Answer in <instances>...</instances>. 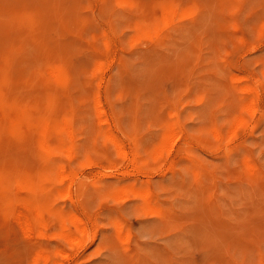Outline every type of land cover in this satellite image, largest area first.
<instances>
[{
  "label": "rangeland",
  "instance_id": "obj_1",
  "mask_svg": "<svg viewBox=\"0 0 264 264\" xmlns=\"http://www.w3.org/2000/svg\"><path fill=\"white\" fill-rule=\"evenodd\" d=\"M2 1L0 36L4 37L3 30L9 40L0 38L5 43L4 48L0 43V62L5 60L4 71L0 68L1 107L22 106L32 120L41 116L59 120L64 115L62 120L71 119L69 132L61 136L49 132L37 140L40 134L34 125H10L0 107V150H7L0 152L6 157H0L4 159L0 180L8 182H4L8 187L1 186L9 196L0 205V231L5 232H0V264H264V0ZM21 7L24 12L27 8L26 14ZM33 13L39 26L35 21V27L31 25ZM28 16L31 20H24ZM17 27L24 43L16 34L20 31H14ZM33 31L31 37L39 35L36 39L30 38ZM12 37L15 42L20 38L18 45ZM42 39L48 41L45 48ZM39 43L44 46L39 48ZM53 69L61 72L60 79H54ZM55 108L61 109V116ZM170 128L174 133L167 131ZM56 135L65 140L63 145ZM166 138L171 143H165ZM41 139L56 149L45 152ZM8 153L14 163L8 161ZM19 153L25 156L20 158ZM28 159L36 164L30 174L24 173H29ZM40 163L50 170L41 167L42 172L37 168ZM62 170L65 175L59 173ZM24 175L40 184L34 192L22 187ZM25 198L42 206L39 215L24 209ZM35 216H39L35 225H26Z\"/></svg>",
  "mask_w": 264,
  "mask_h": 264
},
{
  "label": "bare ground",
  "instance_id": "obj_2",
  "mask_svg": "<svg viewBox=\"0 0 264 264\" xmlns=\"http://www.w3.org/2000/svg\"><path fill=\"white\" fill-rule=\"evenodd\" d=\"M0 1H2V0H0ZM16 1H17V0H16ZM23 1H24V0H23ZM100 1H102V0H100ZM154 1H155V0H154ZM160 1H161V0H160ZM196 1H197V0H196ZM198 1L200 2L201 0H198ZM220 1H222V0H220ZM225 1H226V0H225ZM228 1H229V0H228ZM2 2H3V1H2ZM18 2L21 3L19 0H18ZM103 2H104V0H103ZM152 2H153V1H152ZM156 2H157V1H156ZM170 2H171V1H170ZM189 2H190V1H189ZM191 2H192V0H191ZM194 2H195V1H194ZM223 2H224V1H223ZM23 3H24V2H23ZM195 3H196V2H195ZM1 4H2V3H1ZM30 4H31L30 6L32 7L33 4H32V3H30ZM162 4H163V3H162ZM201 4H202V3H201ZM18 5L22 6V5H24V4H18ZM18 5H16V6L18 7ZM159 5H160V2H159ZM172 5H173V4H172ZM194 5H195V4H194ZM202 5H203V4H202ZM204 5H205V4H204ZM204 5H203V6H204ZM3 6H4V5H3ZM13 6H14V5H13ZM157 6H158V5H157ZM170 6H171V5H170ZM179 6H180V5H179ZM189 6H190V5H189ZM198 6H199V5H198ZM203 6H202V7H203ZM10 7H11V6H10ZM10 7H9V8H10ZM23 7L25 8V6H23ZM160 7H161V6H160ZM162 7H163V6H162ZM192 7H193V6H192ZM200 7H201V6H200ZM7 8H8V7H7ZM11 8H13V7H11ZM11 8H10V9H11ZM21 8H22V7H21ZM21 8H20V10H21ZM24 8H22V12H24ZM179 8H180V7H179ZM197 8H198V7H197ZM14 9H16V8H14ZM18 9H19V8H18ZM31 9H32V8H31ZM191 9H192V8H191ZM201 9H203V8H200L199 10H201ZM1 10H2V9H1ZM16 10H17V9H16ZM157 10H160V9H157ZM177 10H178V9H177ZM180 10H181V9H180ZM192 10H193V9H192ZM195 10H197L196 7H195ZM3 11H4V7H3ZM26 11H27V8L25 9V12H24L25 14L27 13ZM166 11H167V10H166ZM170 11H171V10H170ZM170 11H168V12L170 13ZM181 11H182V10H181ZM183 11H184V10H183ZM32 12H34V11H32ZM157 12H158V11H157ZM159 12H160V11H159ZM159 12H158V13H159ZM176 12H177V11H176ZM188 12H189V11H187V13H188ZM190 12H191V11H190ZM194 12H195V11H194ZM194 12H193V13H194ZM201 12H202V11H201ZM5 13H7V12H5ZM158 13H157V14H158ZM163 13H164V12H163ZM166 13H167V12H165V14H166ZM169 13H167V14H169ZM187 13H186V14H187ZM193 13H192V14H193ZM7 14H8V13H7ZM34 14H35V13H33V16H34ZM152 14H153V12H152ZM170 14H172V13H170ZM173 14H174V13H173ZM176 14H177V13H175V15H176ZM190 14H191V13H190ZM192 14H191L190 16H192ZM159 15H160V14H159ZM175 15H174V16H175ZM188 15H189V14H188ZM33 16H32V17H33ZM35 16H37V15H35ZM35 16H34V18H32L33 20L31 21V25H33V23H34V21H35V20H34V19L36 18ZM152 16H153V15H152ZM28 17H29V16H28ZM155 17H156V16H155ZM171 17H172V16H171ZM177 17H178V16H177ZM145 18H146V17H145ZM28 19L31 20L30 17H29V18L26 17L24 20L27 21ZM148 19H149V18H148ZM156 19H157V18H156ZM20 20H21V19H20ZM30 20L28 21V24H29ZM142 20H143V19H142ZM142 20H141V22H142ZM151 20H152V18H151ZM165 20H167V19H165ZM173 20H174V19H173ZM36 21H39V20H36ZM36 21H35V23H36ZM146 21H147V18H146ZM146 21H144V22H146ZM148 21L150 22V20H148ZM174 21H175V20H174ZM202 21H203V20H202ZM32 22H33V23H32ZM157 22H158V21H157ZM167 22H168V21H167ZM167 22H166V24H165L164 26H167V27H168ZM170 22H171V20H170ZM152 23H153V22H152ZM174 23H175V22H174ZM25 24H26V23H25ZM25 24H24V25H25ZM28 24H26L27 27H28ZM36 24H37V26H39V23H36ZM36 24H34V25H36ZM42 24H43V23H42ZM142 24H143V23H142ZM142 24H141V25H142ZM147 24H148V22H147ZM157 24H158V23H157ZM0 25H2V24H0ZM29 25H30V24H29ZM31 25H30L28 28L32 27ZM34 25H33V26H34ZM40 25H41V24H40ZM149 25H150V24H149ZM149 25H148V26H149ZM152 25H153V24H152ZM2 26H3V25H2ZM37 26H36V27H37ZM142 26H143V25H142ZM150 26H151V25H150ZM154 26H155V25H154ZM3 27H4V26H3ZM6 27H7V29H8V25H7ZM6 27H5V28H6ZM27 27H26V28H27ZM34 27H35V26H34ZM34 27H33V28H34ZM44 27H45V26L43 25V28H44ZM137 27H138V25H137ZM139 27H140V26H139ZM139 27H138V30H139ZM144 27H145V26H144ZM37 28H39V27H37ZM37 28H36V29H37ZM43 28H42V29H43ZM45 28H46L47 31H49V30H48L49 26H48V28H47V27H45ZM150 28H151V27H150ZM153 28H155V27L152 26V29H153ZM10 29H11V28H10ZM15 29H16V27H15ZM23 29H24V28H23ZM40 29H41V28H40ZM40 29H37V30H40ZM142 29H143V28H142ZM158 29H159V28H158ZM17 30H18V31H17ZM17 30H14V31H16V32H19V31H20V29H19L18 27H17ZM28 30H29V29H28ZM28 30H27V31H28ZM46 30H45V31H46ZM50 30H51V28H50ZM63 30H64V29H63ZM143 30H144V29H143ZM146 30H147V29H146ZM146 30L143 31V32L146 33ZM150 30H151V29H150ZM161 30H162V29H161ZM7 31L10 32V30H7ZM52 31H54V30H52ZM65 31H66V30H65ZM1 32H3V35H4V37H5L6 34H7V32H5L6 34L4 33L3 30H2ZM50 32H51V31H50ZM56 32H57V31H56ZM71 32H72V31H71ZM76 32L78 33L77 30L75 31V33H76ZM87 32H88V30H87ZM90 32H92V31H90ZM90 32H89V35H90ZM139 32H140V31H139ZM143 32H142V33H143ZM147 32H148V30H147ZM152 32H153V31H152ZM21 33H23L22 30L19 32V34H18V33H16V34L19 35V36H21V35H20ZM33 33H34V31H33V32H30V38H33V36L31 37V34L33 35ZM46 33H47V32H46ZM82 33H83V32H82ZM157 33H159V31H158ZM9 34H10V33H9ZM36 34H37V33H36ZM44 34H45V33H44ZM73 34H74V32H73ZM99 34H100V33H98L97 35H99ZM102 34H103V33H102ZM102 34H101L100 36H102ZM140 34H141V32H140ZM0 35H2V34H0ZM22 35H23V34H22ZM28 35H29V33H28ZM42 35H43V33H42ZM42 35H41V36H42ZM71 35H72V34H71ZM83 35H85V33H84ZM91 35H93V34H91ZM97 35H96V36H97ZM147 35H148V34H147ZM160 35H161V34H160ZM160 35H159V36H160ZM8 36H9V35H8ZM14 36L16 37V35H14ZM37 36H39V35H37ZM37 36H35V38H33V39H36ZM45 36H47V35L45 34ZM75 36H76V35H75ZM145 36H146V35H145ZM157 36H158V35H157ZM1 37H3V36H0V38H1ZM4 37H3L2 39H3V40H7V39H4ZM9 37H10V36H9ZM49 37H51V36H49ZM78 37H79V36H78ZM90 37H91V36H90ZM97 37H98V36H97ZM151 37H152V36H151ZM151 37H150V38H151ZM153 37H154V36H153ZM20 38H21V39H20ZM20 38H19L20 40L17 39V42H15V38L13 39V37H12V39L14 40V42H15L17 45H18V40H19L21 43H24L23 41H21V40H23L22 38H24V35L21 36ZM43 38H44V37H43ZM47 38H48V37H47ZM71 38H73V37H71ZM92 38H93V36H92ZM99 38H100V37H99ZM102 38H103V37H102ZM102 38H101V40H102ZM2 39H1V40H2ZM53 39H54V38H53ZM56 39H57V38H56ZM73 39H74V38H73ZM78 39H79V38H78ZM86 39H88V38H86ZM89 39H90V38H89ZM103 39H104V38H103ZM3 40H2V41H3ZM8 40H9V39H8ZM8 40H7V41H8ZM42 40H45V39H42ZM48 40H49V39H48ZM74 40H75V39H74ZM76 40H77V38H76ZM92 40H93V39H92ZM96 40H97V39L95 38V41H96ZM101 40H100V41H101ZM2 41H1L0 43H1V45L3 46V48H4L5 45H3L4 42L2 43ZM11 41H12V40H10L9 42L12 43L13 41H12V42H11ZM24 41H25V39H24ZM49 41H50V40H49ZM52 41H53V40H51L50 42H52ZM54 41H55V40H54ZM88 41H89V40H88ZM9 42H8V44H9ZM14 42H13V43H14ZM28 42H29V41H28V39H27V44H26V42H25L26 46L29 44ZM34 42H35V41H34ZM47 42H48V41H46V40H45V42L42 41V44L45 43V44H44L45 46L42 45V44H41V46H44V48H45ZM91 42H93V41H91ZM15 43H14V44H15ZM21 43H20V44H21ZM52 43H53V42H52ZM94 43H95V42H94ZM4 44H5V43H4ZM14 44H13V45H14ZM16 44H15V45H16ZM47 44H48V43H47ZM89 44H90V42H89ZM30 45H31V44H29V46H30ZM53 45L55 46L54 43L52 44V46H53ZM82 45H83V44H82ZM93 45H95V44H92V46H93ZM2 46H1V47H2ZM22 46H23V45H22ZM33 46H36V44L33 45ZM39 46H40V43H39ZM41 46H40L39 48H41ZM92 46H91V47H92ZM1 47H0V48H1ZM93 47H94V46H93ZM96 47H97V46H96ZM25 48H27V47H25ZM29 48H30V47H29ZM29 48H28V49H29ZM1 49H2V48H1ZM28 49H27V50H28ZM33 49H34V48H33ZM46 49H47V48H46ZM55 49H56V47H55ZM59 49H60V48H59ZM59 49H57V50H59ZM5 50H6V49H5ZM47 50H48V49H47ZM49 50H51V48H49ZM70 50H71V49H70ZM97 50H98V49H97ZM10 51H11V50H10ZM10 51H8V52H10ZM39 51H40V50H39ZM41 51H43V50H41ZM44 52H45V51H44ZM46 52H47V51H46ZM70 52H71V51H70ZM2 53H4V52H2ZM11 53L14 54V53H17V52L14 51V53H13V51H12V52H10V54H11ZM48 53L50 54L51 51H48ZM55 53H57L56 50H55ZM71 53H72V52H71ZM184 53H185V52H184ZM184 53H183V55H184ZM10 54H8L9 57H10ZM12 54H11V55H12ZM17 54H18V53H17ZM44 54H45V53H44ZM52 54H53V53H52ZM57 54H58V53H57ZM57 54H54V55H57ZM4 55H5V53H4ZM24 55H25V54H24ZM24 55H23V56H24ZM50 55H51V54H50ZM2 56H3V55H2ZM8 56H7V54H6V57H7V59L9 60ZM45 56H46V54H45ZM57 56H59V55H57ZM71 56H72V55H71ZM180 56H181V55H180ZM184 56H185V55H184ZM15 57H16V55H14V58H15ZM18 57H19V56H18ZM21 57H22V56H21ZM25 57H26V56H25ZM42 57H43V55H42ZM48 57L51 58L50 56H48ZM4 58H5V56H4ZM12 58H13V56L10 57V59H12ZM26 58H27V57H26ZM28 58H31V57H28ZM52 58H54V57L52 56ZM52 58H51V59H52ZM0 59H1V53H0ZM24 59H25V58H24ZM54 59H55V58H54ZM54 59L52 60V63H53ZM56 59H57V58H56ZM56 59H55V60H56ZM8 60H7V61H8ZM12 60H13V62L16 61L15 59H12ZM19 60H20V57H19L18 61H19ZM21 60H22V59H21ZM21 60H20V63L22 64V61H21ZM35 60H36V59H35ZM39 60H40V59H39ZM1 61H4L3 63L5 64V60H3V58H2ZM28 61H29V60H28ZM30 61H31V60H30ZM10 62H11V60H10ZM25 62H27V61L25 60ZM31 62H32V61H31ZM31 62H30V63H31ZM0 63H1V64H0V68H1V66L3 67L4 64H3L2 62H0ZM8 63H9V62H6V64H7V68H8ZM14 63H15V62H14ZM23 63H24V62H23ZM93 63H94V62H93ZM96 63H97V62H96ZM2 64H3V65H2ZM11 64H12V62H11ZM24 64H26V63H24ZM24 64H23L22 67H24ZM9 65H10V64H9ZM16 65H17V63H16ZM16 65H15V67H16ZM27 65H28V63L26 64V66H27ZM31 65H32V64H31ZM31 65H30V66H31ZM37 65H39V64H37ZM93 65H95V64H93ZM99 65H100V64H99ZM10 66H11V65H10ZM13 66H14V64H13ZM97 66H98V65H97ZM183 66H184V65H183ZM4 67H5V66H4ZM22 67H21V68H22ZM37 67H39V66H37ZM29 68H30V67H29ZM39 68H41V67H39ZM1 69L4 71L5 68H1ZM8 69H9V68H8ZM10 69H11V68H10ZM10 69H9V70H10ZM12 69H13V67H12ZM12 69H11V70H12ZM26 69H27V67H26ZM30 69H31V68H30ZM9 70H7L6 72L9 73ZM14 70H15V69H13V71H10V72H15ZM24 70H25V68H24ZM93 70H94V69H93ZM30 71H31V70H30ZM33 71H34V74H36V73H35V70H33ZM0 72H1L0 74L3 75V74H2L3 72H2L1 70H0ZM28 72H29V71H27V73H28ZM51 72H52L53 75L55 76L54 79H57V78H59V77L61 76V72L58 71V70L53 69V70H51ZM4 73H5V72H4ZM7 73H5V75H6ZM15 73H16V72H15ZM17 73H19V72H17ZM20 73H21V72H20ZM27 73H26V75H28ZM29 73H30V72H29ZM174 73H175V72H174ZM11 75H12V74H11ZM13 75H14V74H13ZM15 75H16V74H15ZM36 75H37V74H36ZM41 75H42V74H41ZM43 75H44V74H43ZM165 75H166V74H165ZM18 76H20V75H18ZM54 76H53V77H54ZM1 77H2V76H1ZM3 77H4V76H3ZM9 77H10V75H9ZM9 77L7 76V78H9ZM15 77H16V76H15ZM27 77H28V76H27ZM27 77H26V78H27ZM35 77H36V76H35ZM49 77H50V76H49ZM61 77H62V76H61ZM79 77H80V76H79ZM23 78L25 79V77H23ZM23 78H22V79H23ZM81 78H82V77H81ZM81 78H80V79H81ZM91 78H92V77H91ZM14 79H15V78H14ZM42 79H43V77H42ZM50 79H51V78H50ZM59 79H60V78H59ZM77 79H78V77H77ZM82 79H83V78H82ZM86 79H87V78H86ZM12 80H13V79H12ZM51 80H52V79H51ZM57 80H58V79H57ZM70 80H71V79H70ZM0 81H1V80H0ZM3 81H4V80H3ZM46 81H47V80H46ZM49 81H50V80H49ZM60 81L63 82L62 79H61ZM60 81H59V82H60ZM68 81H69V80H68ZM71 81H73V80H71ZM71 81H70V82H71ZM34 82H35V81H34ZM84 82H86V80H85ZM87 82H88V80H87ZM87 82H86V84H87ZM10 83H11V82H10ZM35 83H36V82H35ZM56 83H57V82H56ZM67 83H68V82H67ZM72 83H73V82H72ZM80 83L82 84V81H80ZM59 84H60V83H59ZM63 84H65V83H63ZM1 85H2V83H1ZM11 85L13 86V84H11ZM14 85H15V84H14ZM30 85H31V84H30ZM47 85H50V84H47ZM65 85H66V84H65ZM65 85H64V86H65ZM72 85L74 86V84H72ZM79 85H80V84H79ZM87 85H92V84L89 83V84H87ZM87 85H86V86H87ZM33 86H34V84H33ZM33 86H32V88H33ZM67 86H69V85H66V87H67ZM73 86H71V84H70V90H71V91H72L71 87H73ZM77 86H78V85H77ZM80 86H81V85H80ZM80 86H79V87H80ZM58 87H59V86H58ZM88 87H91V86H88ZM0 88H1V87H0ZM32 88L30 87V89H32ZM63 88H64V87H63ZM77 88H78V87H77ZM80 88H83V87H80ZM84 88L87 89L85 86H84ZM84 88H83V89H84ZM17 89H18V88H17ZM30 89H29V90H30ZM39 89H41V88L39 87ZM65 89H66V88H65ZM85 89H84V90H85ZM88 89H89V88H88ZM91 89H92V87H91ZM91 89H90V90H91ZM26 90H27V89H26ZM29 90H28V91H29ZM33 90H34V89H33ZM33 90H32V91H33ZM77 90H79V89H77ZM90 90H89V91H90ZM28 91H27V93H28ZM52 91H53V90H52ZM92 91H93V90H92ZM245 91H246V90H245ZM21 92H22V91H21ZM33 92H34V91H33ZM35 92H36V91H35ZM80 92H81V94H82V92H85V91L80 90ZM13 93H15V92H13ZM37 93H40V92H37ZM41 93H42V92H41ZM45 93H46V92H45ZM53 93H54V92H53ZM56 93H57V92H56ZM72 93H74V92H72ZM25 94H26V93H25ZM50 94H52V93H50ZM66 94H67V93H65L64 95L66 96ZM20 95H21V94H20ZM44 95H45V94H44ZM61 95H62V94H61ZM72 95H74V94H72ZM72 95H71V96H72ZM86 95H87V94H86ZM13 96H14V95H13ZM49 96H50V95H49ZM76 96H77V95H76ZM9 97H11V96H9ZM16 97H17V96H16ZM32 97H33V96H32ZM37 97H39V96H37ZM41 97H42V96H41ZM52 97H53V96H52ZM52 97H51V98H52ZM54 97H55V96H54ZM59 97H60V96H59ZM66 97H67V96H66ZM72 97L74 98V96H72ZM83 97H84V96H83ZM83 97H82V98H83ZM98 97H99V96H98ZM43 98H44V97H43ZM51 98H50V101H52ZM60 98H61V97H60ZM70 98H71V97H70ZM87 98H88V96L86 97V99H87ZM12 99H13V98H12ZM12 99H10V100H12ZM24 99H25V98H24ZM33 99H35V98H33ZM45 99H46V97H45ZM61 99H62V98H61ZM76 99L80 101V99H78V97H77ZM83 99H85V97H84ZM83 99H82V100H83ZM88 99H89V98H88ZM13 100H14V99H13ZM25 100H26V99H25ZM56 100H57V99H56ZM74 100H75V98H74ZM77 100H75V101H77ZM27 101H29V99H27ZM27 101H25V103H27ZM31 101H32V100H31ZM35 101H36V100H35ZM41 101H42V98H41ZM47 101H48V100H47ZM54 101H55V100H53V102H54ZM63 101H64V100H63ZM72 101H73V99H72ZM72 101H71V102H72ZM251 101H252V100H251ZM16 102H17V101H16ZM44 102H45V101H44ZM12 103H13V102H12ZM12 103L10 102V104H12ZM23 103H24V102H23ZM54 103H55V102H54ZM58 103H59V102H58ZM73 103H74V101H73ZM2 104H3V103H2ZM8 104H9V103H8ZM39 104H40V103H39ZM45 104H47V103H45ZM49 104H50V102L48 103V105H49ZM64 104H65V103L62 104V108H63V105H64ZM56 105H58L57 107L59 108V104H56ZM56 105H55V107H56ZM73 105H74V104H72V106H73ZM75 105H76V104H75ZM78 105H80V104H78ZM85 105H86V104H85ZM96 105H97V104H96ZM10 106H12V105H10ZM41 106H42V105H41ZM41 106H40V108H41ZM53 106H54V105H53ZM100 106H101V105H100ZM234 106H235V105H234ZM0 107H1V105H0ZM31 107H32V105H31ZM45 107H46V106H45ZM57 107H56V108H57ZM1 108L3 109L2 115L5 117V120H6L10 125H15V124H17V123H23V124H26V125H28V126H29V125H34V126H35L34 129H37V131H38L39 134L41 135V136H40V135H36L37 137H39V138L35 137V138H37V140H39L40 137H41V138L44 137V135H47V133H49V132H51V133L53 132V133H56L58 136H61V134H62L63 131H65V130H68V132L70 131V130H69V125H70L69 122H70V119H71V118H70V116H69V120H68V121H67V120H65V121L62 120V119L64 118V116H65V115H64V112H62L64 116L61 117L62 119L59 118V120L56 119V116H55V118L46 117V116H41V117H39V118H37V119H35V120H32V119L28 116V113H31V112H28L25 108H22V106H21L20 108L13 107V106H12V107H4V106H2ZM51 108H52V110H53V107H51ZM56 108H55V110H56ZM60 108H61V107H60ZM62 108H61V109H62ZM73 108H74V106H73ZM80 108H82V107H80ZM100 108H101V107H100ZM29 109H30V108H29ZM61 109H60L59 111L56 110V112L58 111V114H59V112L61 111ZM77 109H78V107H77ZM85 109H86V107H85ZM85 109H83V110L85 111ZM101 109H102V108H101ZM33 110H34V109H33ZM79 110L81 111L82 109H79ZM86 110H87V109H86ZM99 110H100V109H99ZM39 111H40V110H39ZM97 111H98V110H97ZM237 111H238V110H237ZM251 111H253V110H251ZM35 112L37 113V111H34V113H35ZM53 112H54V110H53ZM73 112H75V111L73 110ZM81 112H82V111H81ZM103 112H104V109H103ZM34 113H33V114H34ZM54 113H55V112H54ZM98 113H99V112H98ZM60 114H61V113H60ZM60 114H59V115H60ZM76 114H78V111L76 112ZM42 115H43V114H42ZM53 115H54V114H53ZM100 115H101V114H100ZM236 115H237V114H236ZM236 115H235V116H236ZM60 116H61V115H60ZM67 116H68V115H67ZM72 116H74V115H72ZM58 117H59V116H58ZM58 117H57V118H58ZM75 117H76V116H75ZM75 117H74L73 120H75L76 118H78V116H77L76 118H75ZM79 117H80V116H79ZM167 117H168V116H167ZM236 117H237V116H236ZM100 118H102V115L100 116ZM163 118H164V117H163ZM163 118H162V119H163ZM243 118H244V117H243ZM60 119H61V121H60ZM80 119H81V118H80ZM78 120H79V119H78ZM100 120H101V119H100ZM171 120H172V118H171ZM171 120H170V121H171ZM232 120H233V119H232ZM238 120H239V119H238ZM242 120H243V119H242ZM75 121H76V120H75ZM103 121H104V120H103ZM173 121H174V120H173ZM240 121H241V119L239 120V122H240ZM71 122H72V120H71ZM165 122H166V121H165ZM167 122L169 123V121H167ZM176 122H177V121H176ZM243 122H244V121H243ZM72 123H73V122H72ZM74 123H77V122H74ZM162 123H163V122H162ZM171 123H172V122H171ZM171 123H170V124H171ZM239 124H240V123H239ZM78 125L80 126V123H78ZM95 125H96V124H95ZM99 125H100V124H99ZM164 125H166V124L164 123ZM240 125H241V124H240ZM73 126H74V124H73ZM75 126H76V125H75ZM166 126H167V125H166ZM80 127H81V126H80ZM162 127H163V126H162ZM167 127H168V126H167ZM173 127H174V125H173ZM81 128H82V127H81ZM174 128H175V127H174ZM233 128H236V127L234 126ZM12 129H13V128H12ZM74 129H75V128H74ZM95 129L97 130L96 126H95ZM163 129H167V128H165V126H164ZM163 129H162V130H163ZM168 129H169V128H168ZM170 129H171V130H167V131H169V132L171 131L170 133H174V132H172V128H170ZM72 130H73V129H72ZM101 130H102V128H101ZM101 130H100V134H101L102 131H103V130H102V131H101ZM20 131H21V129H20ZM34 131L37 133L36 130H34ZM73 131H74V130H73ZM73 131H72V132H73ZM75 131H76V129H75ZM167 131H166V133H167ZM175 131H176V130H175ZM231 131H232V130H231ZM17 132H18V131H17ZM163 132H164V131H162V133H163ZM29 133H30V132H29ZM29 133H27V135H28ZM36 133H35V134H36ZM70 133H71V132H70ZM77 133H78V132H77ZM77 133H76L75 135H77ZM94 133H95V131H94ZM97 133H98V132H97ZM97 133H96V134H97ZM104 133H106V132H104ZM231 133H232V132H231ZM2 134H3V133H2ZM72 134H73V133H72ZM175 134H176V133H175ZM232 134H234V132H233ZM11 135H12V134H11ZM15 135H17V134H15ZM21 135H23V133H21ZM27 135H24V136L27 137ZM51 135H54V134H51ZM57 135H56V139L58 138ZM68 135H69V134H68ZM68 135H67V136H68ZM75 135H72V136H75ZM103 135H104V134H103ZM107 135H108V134H106V136H107ZM161 135H162V134H161ZM165 135L167 136V134H165ZM2 136H4V134H3ZM6 136H7V135H6ZM17 136H18V135H17ZM30 136H31V133H30V135L28 136L29 139H30ZM72 136H70V139H71ZM98 136H101V135H97L96 137H98ZM25 137H24V138H25ZM28 137H27V138H28ZM33 137H34V136H33ZM49 137H52V136H48V140L50 139ZM54 137H55V136H53L52 139H54ZM163 137L165 138L164 135H163ZM170 137H171V136H170ZM170 137L167 136V138H170ZM172 137H175V135H173ZM0 138H1V137H0ZM8 138H9V137H8ZM10 138H11V137H10ZM27 138H25V140H26ZM45 138H46V137H45ZM45 138H44V139H45ZM63 138H64V137H63ZM75 138H76V137H75ZM108 138H111V137L109 136ZM167 138H166V140H165V143L167 142ZM2 139H3V137L0 139V141H1ZM5 139H6V138H5ZM5 139H4V141H2L3 145H4V142H6ZM11 139H12V138H11ZM11 139H9V140H11ZM15 139H16V138H15ZM21 139H22V138H21ZM31 139H32V138H31ZM68 139H69V138H68ZM68 139H66V140L68 141ZM106 139H107V138H106ZM113 139H114V138H113ZM18 140H19V139H18ZM22 140H23V139H22ZM25 140H24V141H25ZM73 140H74V139H73ZM102 140L104 141V139H102ZM110 140H112V139H110ZM163 140H164V139H163ZM31 141H32V140H31ZM35 141H36V139H35ZM40 141H41V143H42V144H41V147L39 146L40 148H42V149H43L45 152H47V153H48V151H52L51 149H53V148H50V147H49L50 145H47L46 142H45L44 140H42V139H41ZM51 141H52V140H51ZM64 141H65V140H64ZM64 141L62 140L61 137H59L58 140H57L58 144H62V142H63V144H64V143H65ZM160 141H161V145H160V147H161L162 144H163V143H162V142H163V141H162V136H161ZM171 141H172V140H171ZM27 142H28V141H26V143H27ZM36 142H37V141H36ZM113 142L115 143L114 140H113ZM168 142H170V141L168 140ZM168 142H167V143H168ZM6 143H7V142H6ZM6 143H5V144H6ZM14 143H15V140L12 141V146H13ZM16 143H17V142H16ZM29 143H30V140H29ZM34 143H35V142H34ZM53 143H54V142H53ZM68 143H69V142H68ZM74 143H75V140H74ZM74 143H73V144H74ZM170 143H171V142H170ZM170 143H169V144H170ZM23 144H25V143H23ZM36 144H37V143H36ZM36 144H35V145H36ZM63 144H62V145H63ZM66 144H67V142H66ZM66 144H65V145H66ZM15 145L17 146L18 144H15ZM32 145H33V144H32ZM39 145H40V144H39ZM53 145H54V144H53ZM69 145H70V144H69ZM69 145H68V147H69ZM74 145H75V144H74ZM111 145H113V144H111ZM115 145H117V144L115 143ZM166 145H167V144H166ZM5 146H8V145H5ZM26 146H28V145H26ZM163 146L165 147V145H163ZM167 146H168V145H167ZM14 147H15V146H14ZM14 147H13V148H14ZM33 147H35V146H33ZM39 147H36V148H39ZM51 147H52V146H51ZM61 147H62V146H61ZM164 147H163V148H164ZM15 148H16V147H15ZM21 148H22V147H21ZM26 148H27V147H26ZM31 148H32V146H31ZM49 148H50V150H49ZM63 148H64V147H63ZM113 148H114V147H113ZM117 148L120 149L118 145H117ZM168 148H169V147H168ZM168 148H166V149L168 150ZM7 149H8V148H7ZM9 149H10V148H9ZM19 149H20V147H19ZM23 149H24V148L20 149L19 152H20V153H21V152H22V153H26V152H24V151H21V150H23ZM55 149H56V148H55ZM55 149H53V150H55ZM59 149H61V148L58 147V150H59ZM68 149H69V148H68ZM1 150H2V149H1ZM1 150H0V152H1ZM10 150H11V149H10ZM10 150H9V152H10ZM25 150H26V149H25ZM33 150H35V152H36V149H33ZM40 150H41V149H40ZM61 150H63V149H61ZM61 150H59V151H61ZM116 150H117V149H116ZM2 151H3V152H7V150L4 151V149H3ZM11 151H12V150H11ZM29 151H30V150H29ZM29 151H28V155H29ZM56 151H57V150H56ZM118 151H119V150H118ZM121 151H122V150H121ZM3 152L1 153V156H0V157H2L3 154H5V153H3ZM35 152H34V153H35ZM53 152L55 153V151H53ZM122 152H123V151H122ZM20 153H19V155H20ZM51 153H52V152H51ZM118 153H119V152H118ZM8 154H9V153H8ZM35 154H36V153H35ZM45 154H46V153H45ZM58 154H59V153H58ZM10 155H11V153L9 154V156L6 154L7 158H9ZM12 155H13V153H12ZM26 155H27V154H26ZM43 155H44V154H43ZM158 155H159V154H158ZM14 156L16 157V154H14ZM14 156H13V157H14ZM21 156L24 157L25 154H24V155H20V158H21ZM39 156L41 157L42 155H39ZM52 156L56 158L57 155L55 156V155L52 154ZM3 157H4V155H3ZM46 157H47V156H46ZM49 157H51V156H49ZM4 158H6V157H4ZM26 158H27V156H26ZM29 158H30V157H29ZM31 158H32V157H31ZM31 158H30V159H31ZM155 158H156V157H155ZM2 159H3V158H2ZM2 159H0V160L2 161ZM22 159H23V158H22ZM34 159H35V157H34ZM37 159H39V158H37ZM46 159H47V158H46ZM46 159H45V160H46ZM3 160H4V159H3ZM9 160H10V158L8 159V161H9ZM23 160H24V159H23ZM31 160L34 161L35 163H36L37 161H41L40 159L37 160V161H36V159H35V160L31 159ZM49 160H50V162H52L51 159H49ZM49 160H48L47 162H49ZM53 160H54V158H53ZM8 161H7V162H8ZM17 161H18V160H17ZM32 161H30V162H32ZM9 162H11V161H9ZM12 162L14 163V160H12ZM12 162H11V163H12ZM26 162L29 163V159H28ZM42 162H43V161H42ZM42 162H41V163H42ZM55 162H56V161H54V163H55ZM57 162H58V161H57ZM126 162H127V161H126ZM11 163H10V164H11ZM35 163H33L34 166H32V165H33L32 163H29V164H30V166L28 165V166L30 167V168H29V173H27L28 171H27V172L22 171V172H24V173H26V174H30V172H31V171H30V170H31V166H32V168L34 167V169H35V166H36ZM41 163H40L41 166H40V165H37V168L40 167L39 169H41V167H43V170H44V166H42L43 163H42V164H41ZM52 163H53V162H52ZM1 164H2V163H1ZM47 164H48V163H47ZM3 165H4V164H2V166H3ZM18 165H19V162H18ZM26 165H27V164H26ZM54 165H55V164H54ZM4 166H5V165H4ZM47 166H48V165H47ZM6 167H7V166H6ZM8 167L10 168V165H8ZM12 167H14V166H12ZM22 167H23V166H22ZM22 167H21V168H22ZM59 167H60V166H59ZM59 167H58V168H59ZM62 167H64V166H62ZM62 167H61V168H62ZM21 168L19 169V171L23 169V168H22V169H21ZM45 168H46V166H45ZM47 168H48V167H47ZM47 168H46V170H47ZM53 168H55V167L53 166ZM53 168H52V169H53ZM58 168H56V169H58ZM25 169H26V167H24L23 170H25ZM48 169H49V168H48ZM59 169H60V168H59ZM59 169H58V170H59ZM2 170H3V168H2ZM4 170H5V168H4ZM4 170H3V171H4ZM46 170H44V171L47 172ZM49 170H50V169H49ZM49 170H48V172H49ZM5 171H6V170H5ZM8 171H9V170H8ZM25 171H26V170H25ZM35 171H36V170H35ZM41 171H42V169H41ZM53 171H54L53 174H56L55 169H54ZM9 172H10V171H9ZM37 172L41 173L39 170H37ZM42 172H43V171H42ZM51 172H52V170H51ZM62 172H63V174H64V171H63V170H62L61 172H59V173L62 174ZM49 173H50V172H49ZM15 174H16V173H15ZM26 174H25V175H26ZM51 174H52V173H51ZM57 174H58V173H57ZM8 175H9V173H8ZM25 175H24V177L22 178V180H23V181H22V183H23L22 187L25 188V189L30 190L31 192H34V191L37 189L36 186H39L40 184H39V185H35V182L33 181V180H35V179H33V178L31 179V178H29V177H27V176L25 177ZM33 175H34V174H33ZM33 175H32V176H33ZM42 175L44 176V179H45L46 176H45L43 173H42ZM64 175H65V174H64ZM66 175H67V174H66ZM0 176H2V175H0ZM43 176H42V177H43ZM49 176H50V175H49ZM52 176H53V175H52ZM52 176H51V177H52ZM59 176H60V175H59ZM8 177H9V176H8ZM53 177H54V176H53ZM53 177H52V178H53ZM60 177H61V176H60ZM60 177H59V178H60ZM66 177H68V175H67ZM66 177H65V178H66ZM34 178H35V177H34ZM46 178H48V177H46ZM59 178H58V179H59ZM71 178H72V177H71ZM0 179H1V178H0ZM2 179H3V178H2ZM11 179H12V178H11ZM14 179H15V178H14ZM40 179H41V178H37V180H40ZM49 179H50V178H49ZM62 179H63V178H62ZM68 180H70V178H68ZM3 181L5 182L6 180H3ZM7 181H9V180H7ZM40 181H41V180H40ZM51 181H52V180H51ZM59 181H62V180H59ZM4 182H3V183H4ZM42 182H43V180H42ZM42 182H41V183H42ZM67 182H68V181H67ZM3 183H2L1 180H0V205H2L1 203L5 202L7 199H9V196H8V194H7V192H6V190H8V189L5 190V189L3 188V187L6 186V184H7L8 182H5V183H6V184L4 183L5 186L2 187L1 185H2ZM46 183H47V182H46ZM61 183H62V182H61ZM69 183H70V184H69ZM69 183H68V185H71V184H72V182H70V181H69ZM7 185H8V184H7ZM9 185H10V184H9ZM47 185H48V184H47ZM53 185H54V184H53ZM65 185H66V184H65ZM65 185H63V186H65ZM56 186H59V185H56ZM6 187H8V186H6ZM40 187H42V185H41ZM52 187H53V186H52ZM60 188H61V187H60ZM60 188H59V189H60ZM62 188H63V187H62ZM9 189H10V186H9ZM39 189H40V188H39ZM51 189H52V188H51ZM52 190H53V192H54L55 189H52ZM52 190H51V191H52ZM60 190H61V189H60ZM62 190H63V189H62ZM62 190H61V191H62ZM31 192H30V193H31ZM45 192H46V191H45ZM47 192H48V190H47ZM68 192H69V190H68ZM68 192H67V194H68ZM51 193H52V192H51ZM57 193H59V192L57 191ZM32 194L35 195V193H32ZM39 194H42V193L39 192ZM46 194H47V193H46ZM49 194H50V193H49ZM42 195H43V194H42ZM52 195H53V194H52ZM54 195H56V192H55ZM59 195H60V194H59ZM59 195H57V196H59ZM10 196H11V195H10ZM50 196H51V195H50ZM57 196H56V197H57ZM39 197H40V196H39ZM48 197H49V196H48ZM52 197H53V196H52ZM56 197H55V198H56ZM43 198L46 199L47 197L45 198V196H44ZM70 198H71V197H70ZM23 200H24V201H23V206H24V209H25L26 211H28V212H35L36 215H39V213H40V210H39V209H40V207H42V206L39 207V205L35 204L32 200H30V199H28V198H25V199H23ZM37 200H39V199H37ZM145 200H146V199H145ZM148 200H149V199H148ZM148 200H146V201H148ZM50 201H51V199H50ZM55 201H56V200H55ZM42 202H43V201H42ZM44 202H45V200H44ZM44 202H43V203H44ZM46 202H47V201H46ZM144 202H145V201H144ZM5 203H6V202H5ZM50 203H52V202H50ZM50 203L48 204L49 207L51 206ZM57 203H58V202H57ZM147 203H149V202H147ZM20 204H21V202H20ZM53 204H54V203H53ZM55 204H56V203H55ZM40 205H41V204H40ZM46 205H47V204H46ZM4 206L6 207V205H4ZM4 206H2V207H3L4 210H5V207H4ZM48 206H47V207H48ZM9 208H10V207H9ZM45 208H46V207H45ZM52 208H53V205H52ZM52 208H51V209H52ZM56 208H59V205H57ZM56 208H55V209H56ZM145 208H146V207H145ZM1 209H2V208H0V210H1ZM14 209H15V208H14ZM14 209H12V210H14ZM43 209H44V208H43ZM51 209H50V212H52ZM45 210H46V209H45ZM52 210H53V209H52ZM2 211H3V210H2ZM59 211H60V210L58 209V212H59ZM66 211H67V210H66ZM0 212H1V211H0ZM3 212H5V211H3ZM12 212H15V211H12ZM19 212H20V211H19ZM56 212H57V211H56ZM71 212H72V211L69 212V210H68L69 215H70ZM1 213H2V212H1ZM7 213H8V212H7ZM16 213H17V212H16ZM35 213H34V215H35ZM42 213H43V212H42ZM64 213H65V212H64ZM2 214H3V213H2ZM10 214H12V213H10ZM13 214H14V213H13ZM18 214H20V213H18ZM29 214H30V213H29ZM53 214H54V213H53ZM74 214H75V213H74ZM0 215H1V214H0ZM60 215L62 216V213H61ZM2 216H3V215H2ZM2 216H0V217H2ZM29 216H32V215H29ZM29 216H28V217H29ZM11 217H12V216H11ZM24 217H26V216H24ZM2 218H3V217H2ZM9 218H10V217H9ZM38 218H39V216H35V218L33 217L32 219H31V217H30L31 221H27V220H26V225H32V226H33V224L35 225L34 222H35ZM73 218H74V217H73ZM73 218H72V219H73ZM77 218H78V217H77ZM5 219H6V217H5ZM44 219H45V218H44ZM46 219H47V218H46ZM72 219H71V220H72ZM74 219H75V218H74ZM11 220H12V218H11ZM48 220H49V219H48ZM48 220H47V221H48ZM60 220H61V219H60ZM75 220H76V219H75ZM78 220H79V219H78ZM6 221H7V220H6ZM15 221H16V220H15ZM19 221H20V220H19ZM19 221H18V222H19ZM50 221H51V220H50ZM8 222H9V221H8ZM8 222H7V223H8ZM23 222H25V220H24ZM81 222H82V221H81ZM81 222H80V223H81ZM7 223L5 224V226H7ZM13 223H14V222H13ZM19 223H20V222H19ZM39 223H40V221H39ZM74 223H75V222H74ZM2 224H4V223H2ZM2 224H1V225H2ZM15 224H16V223H15ZM46 224H47V222H46ZM65 224H67V223H65ZM9 225H10V224H9ZM26 225H25V226H26ZM72 225L74 226V224H72ZM81 225H82V224H81ZM54 226H55V224H54ZM82 226H83V225H82ZM36 227H39V225H37ZM40 227H41V226H40ZM45 227H46V226H45ZM51 227H52V226H51ZM51 227H50V228H51ZM56 227H57V226H56ZM80 227H81V226H80ZM0 228H1V227H0ZM18 228H20V227H18ZM31 228H32V227H31ZM42 228H43V227H42ZM46 228H48V227H46ZM53 228H54V227H53ZM86 228H87V227H86ZM2 229H7V227H6V228H2ZM2 229H1V230H2ZM14 229H15V227H14ZM16 229H17V228H16ZM48 229H49V228H48ZM82 229H84V228L82 227ZM23 230L25 231V229H23ZM33 230H34V229H33ZM40 230H41V229H40ZM43 230H45V229H42V231H43ZM46 230H47V229H46ZM78 230H80V229H78ZM4 231H6V230H4ZM8 231H9V230H8ZM80 231L82 232V230H80ZM0 232L5 234V232H3V231H0ZM33 232H34V231H33ZM44 232H45V231H43V233H44ZM47 232H48V231H47ZM60 232H63V231H60ZM20 233H21V232H20ZM35 233H36V232H35ZM63 233H64V232H63ZM63 233H62V234H63ZM68 233H70V232H68ZM6 234H7V233H6ZM32 234H33V233H32ZM65 234H66V233H65ZM65 234H64V235H65ZM16 235H17V234H16ZM21 235H22V233H21ZM27 235H28V234H27ZM37 235H39V234H37ZM43 235H44V234H43ZM71 235H72V234H71ZM1 236H3V235H1ZM1 236H0V238H2ZM18 236H19V235H17V237H18ZM24 236H25V235H24ZM29 236H30V235H29ZM33 236H34V235H33ZM66 236H67V235H66ZM6 237H7V236H6ZM39 237L42 238V236H39ZM39 237H37V238H39ZM8 238H9V236H8ZM8 238H7V239H8ZM12 238H13V237H12ZM22 238H23V237H22ZM71 238H72V237H71ZM3 239H4V238H3ZM18 239H19V238H18ZM23 239H24V238H23ZM42 239H43V238H42ZM4 240H5V239H4ZM30 240H31V239H30ZM30 240H29V241H30ZM34 240L37 241V239H34ZM70 240H72V239H70ZM0 241H1V240H0ZM20 241H21V240H20ZM39 241H41V239H40ZM6 242H7V241H6ZM15 242H17V241H15ZM15 242H14V243H15ZM34 242H35V241H34ZM31 243H32V242H31ZM7 244L9 245V242H7ZM10 244H11V242H10ZM20 244L22 245V243H20ZM11 245L14 246L15 244H13V242H12ZM37 245H39V244H37ZM0 246H1V244H0ZM28 246H29V245H28ZM34 246H35V245H34ZM8 247H10V246H7V249H8ZM16 247H18V246L16 245ZM32 247H33V246H32ZM22 248H23V247H22ZM35 248H36V247H35ZM35 248L33 247V249H35ZM14 249H16V248H14ZM14 249H12L11 252L14 253V251H15ZM23 249H24V248H23ZM37 249H39V248H37ZM3 250H4V249H3ZM13 250H14V251H13ZM16 250H17V249H16ZM20 250H21V249L19 248V251H20ZM24 250H25V249H24ZM24 250H23V251H24ZM46 250H47V249H46ZM4 251H6V250H4ZM41 251H42V249H41ZM43 251H44V250H43ZM47 251H48V250H47ZM11 252H10V253H11ZM15 252H16V251H15ZM20 253H21V252H20ZM54 253H55V252H54ZM8 254H9V253H8ZM37 254H39V253H37ZM45 254H46V253H45ZM58 254H59V253H58ZM9 255H10V254H9ZM9 255H8V256H9ZM18 255H19V254H18ZM18 255H17V256H18ZM24 255H25V253H24ZM41 255H42V253H41ZM14 256L16 257V254H15V253H14ZM30 256H31V255H30ZM54 256H55V255H54ZM10 257H12V256L10 255ZM22 257H24V256H22ZM22 257H21V259H22ZM34 257H35V256H34ZM48 257H49V256H48ZM48 257H47V259H48ZM24 258H26V257H24ZM24 258H23L22 262L25 261ZM36 258H37V257H36ZM41 258H42V257H41ZM49 258H50V257H49ZM17 259H19V258H17ZM19 260H20V259H19ZM19 260H18V261H19ZM42 260H43V259H42ZM45 260H46V258H45ZM18 261H17V262H18ZM26 261H27V260H26ZM29 261H30V260H29ZM40 261H41V260H40ZM19 262H20V261H19ZM41 262H43V261H41ZM44 262H45V261H44ZM27 263H28V262H27ZM31 263H32V261H31ZM33 263H34V261H33ZM45 263H46V262H45ZM20 264H23V263L20 262ZM24 264H25V262H24ZM35 264H36V263H35Z\"/></svg>",
  "mask_w": 264,
  "mask_h": 264
}]
</instances>
